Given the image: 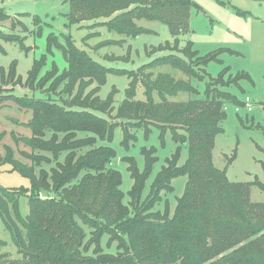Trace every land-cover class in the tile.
<instances>
[{
	"label": "trees",
	"instance_id": "16d2710c",
	"mask_svg": "<svg viewBox=\"0 0 264 264\" xmlns=\"http://www.w3.org/2000/svg\"><path fill=\"white\" fill-rule=\"evenodd\" d=\"M68 2L67 18L71 24L94 19L87 27L103 26L117 34L136 37L152 32L136 23V20L146 19L166 24L175 38L173 43L166 41L147 51L149 55L159 51H169L168 54L155 57L136 70H127L106 67L95 61L68 36H64L62 44L57 37L48 35L47 53L53 47L59 49L67 66L59 71L54 64L49 72L38 77L46 60L42 55L29 70L25 83L39 86L48 83L54 90L63 86V90L71 95L68 107L52 100L23 102L20 97L7 96L32 110L31 136L24 139L30 147L25 156L32 165L14 161L13 167L28 176L31 185L26 189L0 186V217L11 233L23 264H132L125 258L102 253L101 239L104 234H112V229L122 233L116 236L118 248L132 250L133 258H138L139 264H264V202L249 200L250 186L264 191V181L256 177L249 183L229 181L226 170L216 168L212 161L214 140L222 131L220 123L226 117L223 103L235 101L226 88L247 74L237 73L225 78L228 70L225 68L217 77L209 76L200 97L201 93L189 81L176 79L166 72H152L157 66L170 65L203 81L207 77L204 67L217 60L222 50H228L200 55L191 41L182 48L178 46V35L187 29L190 9H197L196 3L192 0ZM7 17L0 9V20ZM123 42V39L109 40L106 44ZM109 73L129 78L124 89L125 98L117 108V115L129 120L121 126V146L128 150L130 140H136L126 125L144 126L145 139L151 132L149 125H153L159 131L161 145H164L167 131L177 144L149 187V194L152 193L149 203L153 204L161 200L162 190L173 191L172 179L186 176L184 190L176 198L172 214L165 202L163 211L129 215L120 189V172L111 167L116 151L108 145L96 146L97 141L110 143L116 128L115 124L95 113L106 112L118 92L111 86L105 99L96 95ZM7 75L10 81L15 78L21 81L13 64ZM138 82L144 88V99L141 100L134 98ZM179 92L196 97L169 99ZM183 145H187L188 156L179 165ZM83 149L87 150L78 153ZM156 150L154 146L140 148L144 158L142 170L134 157H122L132 179L127 192L131 199L140 198L145 189L157 161ZM51 161L54 165L49 171L40 169L35 175V165L50 164ZM49 189L60 190L58 198H41L34 193ZM17 192H29L28 213L23 219L12 205L11 195ZM84 226L91 229L87 243L95 246V258L83 255L86 251L82 244L87 236ZM5 261L0 260V264Z\"/></svg>",
	"mask_w": 264,
	"mask_h": 264
},
{
	"label": "rangeland",
	"instance_id": "374dc122",
	"mask_svg": "<svg viewBox=\"0 0 264 264\" xmlns=\"http://www.w3.org/2000/svg\"><path fill=\"white\" fill-rule=\"evenodd\" d=\"M196 3L197 9L192 8L189 12L187 29L178 35V46L182 48L188 41L200 55H205L221 49L217 60L210 61L205 67L206 78L199 81L189 77L179 69L170 65H160L154 68V74L166 72L176 79L189 81L198 89L202 97L205 81L209 76L217 77L218 74L228 68L224 77H234L237 73L247 74L241 77L237 83H232L226 88L235 101H225L223 109L226 117L220 123L222 131L214 140L212 149V161L216 168L225 169L229 181L249 183L255 177L264 181V1L255 0H192ZM0 9L8 15L6 19L0 20V186L9 189L29 188L31 180L28 176L22 175L15 170L14 161L32 165V162L25 156L30 152V147L24 143V139L31 136L29 122L32 119V110L26 105L18 104L7 98L8 95L20 97L24 102L33 100H52L57 105L67 108L71 102V95L59 85L55 90L46 83L39 86L36 83H25L27 74L34 62L42 55L45 56V65L40 70L38 77L43 76L51 70L55 64L58 70L65 68L67 63L62 52L57 48H51L47 53V37H57L59 43H64V36L80 49L85 50L95 61L106 67L119 69L136 70L140 65L152 60L155 57L163 56L169 51H159L149 55L147 51L152 46L163 44L166 41L173 43L168 26L159 21L139 19L137 25L152 30L150 33H143L136 37H128L107 30L106 27H87L94 22L85 20L76 24L68 21L69 12L68 0H0ZM123 39L122 44H106L109 40ZM180 55V54H179ZM115 57H119L115 59ZM14 65L16 76L21 81L8 77L7 73ZM5 72V81L3 72ZM147 71V70H146ZM129 78L125 75L107 74V80L100 87L97 96L105 99L111 86H115L118 92L114 95V101L106 112L96 111L95 113L105 117L109 123L116 125L113 140L97 141L98 145H108L116 151V157L111 167L120 172L123 203L128 209V214L146 215L150 211H163L167 202L172 214L176 205V198L179 197L186 182V176H179L172 179L174 187L172 192L161 191V200L152 204L149 203L152 193L149 194L150 183L155 174L165 164V159L176 149L177 144L172 140L169 131L164 137V145L160 144L158 130L149 125L151 132L148 139L143 137L144 126L134 127L126 125L129 131L136 136V140H130V148L124 149L120 141L122 139L121 126L129 121L117 115V108L125 98L124 89L127 87ZM32 85V86H31ZM95 86V84L93 85ZM92 88V87H89ZM144 88L138 82L135 99H144ZM196 96L186 92H179L175 97L169 99L185 100ZM245 97H249L251 110L248 111L244 104ZM156 101L159 100L155 94ZM77 106H74L76 108ZM50 132L47 131V136ZM82 135L83 134H79ZM154 146L157 148L155 155L157 161L154 163L150 178L147 180L145 189L140 198L131 199L129 191L132 179L127 170V163L122 160L123 156L135 158L138 168L142 170L144 158L140 148ZM87 149L79 150L83 153ZM51 156L50 154H47ZM188 156L187 145L181 147L178 164L184 163ZM64 153L61 154L62 161ZM231 158V159H230ZM10 160V161H7ZM230 159V160H229ZM54 163L42 162L35 165L34 173L38 175L40 169L49 171ZM59 191L54 189L40 190L34 192L41 198L56 197ZM29 192H17L11 195L13 208L15 206L22 219L28 213ZM249 200L251 202H264V191L257 186L251 185L249 189ZM152 204L150 207L149 205ZM15 211V212H17ZM87 236L82 244L84 256L96 257L95 246L88 244L90 228L84 226ZM117 233L112 229V234H104L101 239L102 253L116 258H125L132 264H139L134 259L132 250L119 249ZM112 236H115L112 238ZM21 255L11 238L9 229L4 225L0 217V260L8 264H23ZM5 263V264H6Z\"/></svg>",
	"mask_w": 264,
	"mask_h": 264
},
{
	"label": "built area",
	"instance_id": "2783aa9c",
	"mask_svg": "<svg viewBox=\"0 0 264 264\" xmlns=\"http://www.w3.org/2000/svg\"><path fill=\"white\" fill-rule=\"evenodd\" d=\"M249 101H250L249 97H245V105H246L248 111L251 110V107L249 105Z\"/></svg>",
	"mask_w": 264,
	"mask_h": 264
}]
</instances>
